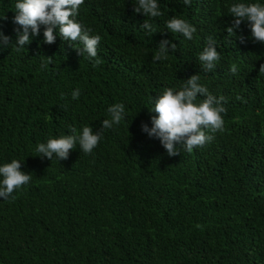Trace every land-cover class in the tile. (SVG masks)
Segmentation results:
<instances>
[{
	"label": "trees",
	"instance_id": "obj_1",
	"mask_svg": "<svg viewBox=\"0 0 264 264\" xmlns=\"http://www.w3.org/2000/svg\"><path fill=\"white\" fill-rule=\"evenodd\" d=\"M17 2L0 0L11 38L0 47V166L20 160L32 179L0 198V264H264V43L246 22L244 43L226 32L231 5L264 0H157V18L134 13L137 0H85L76 19L102 38L95 67L79 42L57 34L43 43V27L17 51ZM172 16L196 27L191 40L167 29ZM145 19L155 33L140 29ZM209 38L221 59L205 71L198 57ZM162 39L177 50L153 61ZM194 74L226 98L224 131L170 157L141 125L151 127L155 97ZM117 103L126 118L91 154L78 143L67 160L36 151L72 128L100 129Z\"/></svg>",
	"mask_w": 264,
	"mask_h": 264
},
{
	"label": "clouds",
	"instance_id": "obj_2",
	"mask_svg": "<svg viewBox=\"0 0 264 264\" xmlns=\"http://www.w3.org/2000/svg\"><path fill=\"white\" fill-rule=\"evenodd\" d=\"M85 0H18L15 4V16L13 23L19 25L16 31L15 45L19 51L24 46L31 43V38L38 36L43 27V43H55L57 34L64 40L79 42L82 48L76 49L79 55L85 53L89 60H94V67L101 63L98 56V46L101 41L99 35H90L92 31L77 21L80 6ZM185 5L191 4V0H184ZM134 13H142L145 17L157 18L163 16L157 0H137L133 8ZM232 16L230 26L226 32L231 36L237 34L241 43L246 37L238 35L237 30L241 29L242 22H246L251 31V38L254 42L264 43V4L261 3H236L229 7ZM0 19H7L6 16ZM166 27L171 33H180L185 38L191 40L196 27L187 20L172 16L166 21ZM140 29L155 33L156 30L145 19L140 25ZM11 38L4 35L0 30V47L8 46ZM13 43H11L12 45ZM177 44L168 39H162L158 44V51L153 55V61H163L168 59L169 52H175ZM48 63L52 62V57H47ZM202 68L205 71H212L221 59L217 51L215 41L209 38L208 45L203 49L198 57ZM46 66V65H44ZM230 71L233 74L238 72L235 64L231 65ZM260 73H264V64L260 65ZM81 95L80 89L72 92V98L78 99ZM198 97H203L198 100ZM238 99H240L238 97ZM227 103L224 96L217 98L211 94L206 86L200 83V75L194 74L185 80L182 87L177 90L165 88L163 93L154 98L151 113V127L147 123H142L141 129L150 138L158 139L166 149L170 157L180 155L179 147L191 153L196 148H201L210 143L214 136L209 132L224 131V119L222 114H226L224 106ZM110 119H104L100 129L93 130L90 126H84L82 132L77 134V130L72 128L71 135H64L58 138H50L46 143H39L36 151L42 158L52 160H67L70 151L75 149L77 143L85 154H91L103 138L104 130L111 129L113 125H119L125 119V105L117 103L108 108ZM23 162L13 159L9 163L0 166V198L8 200L15 190L27 185L32 176L30 173L22 171Z\"/></svg>",
	"mask_w": 264,
	"mask_h": 264
}]
</instances>
